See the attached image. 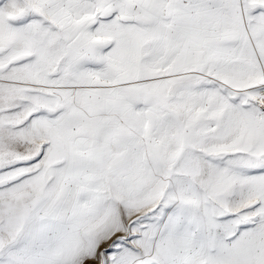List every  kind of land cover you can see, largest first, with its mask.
<instances>
[{
  "label": "snow or ice",
  "instance_id": "snow-or-ice-1",
  "mask_svg": "<svg viewBox=\"0 0 264 264\" xmlns=\"http://www.w3.org/2000/svg\"><path fill=\"white\" fill-rule=\"evenodd\" d=\"M0 264H264V0H0Z\"/></svg>",
  "mask_w": 264,
  "mask_h": 264
}]
</instances>
